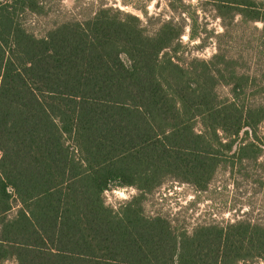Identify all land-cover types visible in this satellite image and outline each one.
Segmentation results:
<instances>
[{
  "label": "trees",
  "instance_id": "obj_1",
  "mask_svg": "<svg viewBox=\"0 0 264 264\" xmlns=\"http://www.w3.org/2000/svg\"><path fill=\"white\" fill-rule=\"evenodd\" d=\"M210 1L252 24L264 52V0ZM45 8L0 0V264L264 261L262 223L187 231L145 210L168 180L203 191L223 162L258 157L264 99L245 101L250 77L223 53L184 60L173 19L149 33L102 4L37 34L28 16ZM116 187L137 193L109 204Z\"/></svg>",
  "mask_w": 264,
  "mask_h": 264
},
{
  "label": "rangeland",
  "instance_id": "obj_2",
  "mask_svg": "<svg viewBox=\"0 0 264 264\" xmlns=\"http://www.w3.org/2000/svg\"><path fill=\"white\" fill-rule=\"evenodd\" d=\"M43 1L45 12L28 16V22L37 34H44L65 20H83L102 4L138 15L149 33L156 31L164 20L173 19L184 28L181 49L184 60L191 61L195 57L210 60L214 54L223 53L235 60L239 74L249 76L254 82L247 89L245 101L264 99V52L256 49L252 24L234 25L239 16L228 24L229 19L220 16L210 0ZM228 88L227 85L220 86L221 94L225 95ZM257 136L256 144L261 150L257 158L242 161L234 158V162H223L208 189L203 191L189 183L168 180L147 195L146 212L167 215L174 226L187 231L199 224L226 225L237 220L264 224V122L260 124ZM136 193L133 187H116L107 190L105 196L109 204H116Z\"/></svg>",
  "mask_w": 264,
  "mask_h": 264
},
{
  "label": "built area",
  "instance_id": "obj_3",
  "mask_svg": "<svg viewBox=\"0 0 264 264\" xmlns=\"http://www.w3.org/2000/svg\"><path fill=\"white\" fill-rule=\"evenodd\" d=\"M0 153H1V151H0Z\"/></svg>",
  "mask_w": 264,
  "mask_h": 264
}]
</instances>
